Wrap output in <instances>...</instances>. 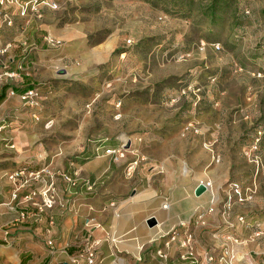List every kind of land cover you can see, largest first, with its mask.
Wrapping results in <instances>:
<instances>
[{"label":"rangeland","instance_id":"374dc122","mask_svg":"<svg viewBox=\"0 0 264 264\" xmlns=\"http://www.w3.org/2000/svg\"><path fill=\"white\" fill-rule=\"evenodd\" d=\"M34 4L24 14L19 2L0 4V50L11 43L0 73L42 82L36 109L20 99L0 115L7 138L29 142L25 164L62 166V147L72 158L85 142L106 139L120 150L112 154L118 179L134 161L131 178L158 166L164 181L175 170L179 184L202 179L221 220L200 229L210 241L203 254L193 242L194 259L176 241L175 263L236 264L244 259L237 238L247 241V259L264 264V233L256 234L264 229V0Z\"/></svg>","mask_w":264,"mask_h":264},{"label":"crops","instance_id":"0c3cea01","mask_svg":"<svg viewBox=\"0 0 264 264\" xmlns=\"http://www.w3.org/2000/svg\"><path fill=\"white\" fill-rule=\"evenodd\" d=\"M10 68L16 69L15 66ZM41 83L4 77L0 81V115L6 116L20 103L18 94H10L12 89L21 92ZM1 127L4 125H0V202L11 198L12 183L8 173L32 157L30 144L24 135L14 133L13 138L17 142L13 143L7 138L8 134L1 132ZM73 142L77 145L83 143L80 139ZM113 147L106 139L90 140L81 145L78 154L72 158L66 157L62 147V166L52 165L54 161L47 165L56 172L62 169L58 171L60 175L76 173V182H67L58 175L61 204L39 219L12 223L19 209L2 207L0 264H67L74 256L79 258L80 264H177L178 242L166 248L169 253L167 261L157 255V250L164 247L168 239L163 235L182 223L193 224L197 252L204 253V244L210 241L206 235L209 231L201 232L200 229L209 228L212 222L221 220L218 213L212 212L215 211V206H212L214 192L207 186L202 194L195 193L200 182H207L200 179L196 186H192L185 176L179 184L178 170L164 181L163 176L156 172L158 166L148 168V172L138 169L133 178L130 174L126 175L127 179H118L119 162L106 152L107 148ZM151 160L161 163L157 156ZM187 169L184 170L186 174ZM89 184L93 185L91 190L88 189ZM122 187H125L124 191ZM166 203L169 205L165 208ZM200 213L204 215L205 224L196 225L194 219ZM152 216L157 219L156 224L148 223ZM49 217L53 218V224L49 223ZM223 217L224 221L227 220L226 216ZM184 236L182 230L178 238L183 239ZM48 240L53 244L50 245ZM246 242H232L235 252L244 256L236 264H254L247 259ZM88 249L94 251L93 263L88 262Z\"/></svg>","mask_w":264,"mask_h":264},{"label":"built area","instance_id":"2783aa9c","mask_svg":"<svg viewBox=\"0 0 264 264\" xmlns=\"http://www.w3.org/2000/svg\"><path fill=\"white\" fill-rule=\"evenodd\" d=\"M21 3L23 8L22 13L24 14L27 9L30 7L31 4H34V0H0V4L6 3ZM53 8H56V4L51 5ZM11 47V43L6 44L0 51L1 53H5ZM15 77L17 74L14 71H4L0 73V81H2L4 76ZM11 95L18 94L21 101L31 107L32 109H36L39 105L40 94L36 87H29L21 92H17L15 89L10 91ZM34 116H37V113L34 112ZM120 150L116 148H107L106 152L109 154L116 153ZM123 156L122 153H120ZM133 164H137V161L132 162L127 167V174L130 175L134 171ZM77 174H68L62 173V177L67 182L75 183L76 182ZM8 179L12 183V192L11 198L8 201L0 202V217L2 215V207L8 206L13 209H19L16 217L13 218L12 223H23L28 221L29 219H39L41 215L46 213L48 210L54 208L56 205L61 204V199L59 198L58 194V187H57V179L58 174L57 172L50 167L49 165L42 166L40 168H34L32 165L24 164L20 167L13 169L10 173H8ZM209 183V182H207ZM211 184L207 185L208 187ZM93 185L89 184L88 189H92ZM169 204H164L166 208ZM154 217V216H152ZM201 224H205L203 220V214L199 215ZM240 220L244 222V217H240ZM49 223L53 224V218L49 217ZM157 223V222H156ZM181 227L185 226V223L180 225ZM180 226L174 227L168 233H165L163 237L168 236V239L164 243V247H161L157 250V255L161 257L163 260L169 259V253L167 252L166 248L170 247L174 242L180 240L178 237L181 235L180 233ZM184 230V238L181 240L180 244L183 247H186V251L183 257H191L195 258L194 252V236L193 233L189 231L187 228H183ZM182 230V228H181ZM264 233V229L261 231H257L256 234L260 235ZM231 239V236L228 237ZM235 243H239L237 238L234 239ZM48 243L51 245L53 244L52 240H48ZM94 251L88 249L87 251V259L89 263H93L94 261ZM79 258L74 256L70 259L68 264H80ZM141 259V258H140Z\"/></svg>","mask_w":264,"mask_h":264},{"label":"water","instance_id":"95a60500","mask_svg":"<svg viewBox=\"0 0 264 264\" xmlns=\"http://www.w3.org/2000/svg\"><path fill=\"white\" fill-rule=\"evenodd\" d=\"M208 189V187H207V185L205 184V183H203V182H200L197 186H196V188H195V193H196V195H200V194H202L204 191H206ZM148 223H150V224H156V222H157V219L155 218V217H150V218H148ZM68 264V263H67Z\"/></svg>","mask_w":264,"mask_h":264},{"label":"bare ground","instance_id":"6f19581e","mask_svg":"<svg viewBox=\"0 0 264 264\" xmlns=\"http://www.w3.org/2000/svg\"><path fill=\"white\" fill-rule=\"evenodd\" d=\"M206 185H209V183H206ZM210 187V186H209Z\"/></svg>","mask_w":264,"mask_h":264},{"label":"trees","instance_id":"16d2710c","mask_svg":"<svg viewBox=\"0 0 264 264\" xmlns=\"http://www.w3.org/2000/svg\"><path fill=\"white\" fill-rule=\"evenodd\" d=\"M27 88H29V87H27Z\"/></svg>","mask_w":264,"mask_h":264}]
</instances>
